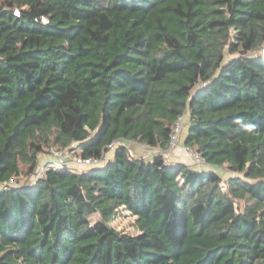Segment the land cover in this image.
Instances as JSON below:
<instances>
[{
    "label": "trees",
    "instance_id": "obj_1",
    "mask_svg": "<svg viewBox=\"0 0 264 264\" xmlns=\"http://www.w3.org/2000/svg\"><path fill=\"white\" fill-rule=\"evenodd\" d=\"M262 47L264 0H0V264H264Z\"/></svg>",
    "mask_w": 264,
    "mask_h": 264
},
{
    "label": "built area",
    "instance_id": "obj_2",
    "mask_svg": "<svg viewBox=\"0 0 264 264\" xmlns=\"http://www.w3.org/2000/svg\"><path fill=\"white\" fill-rule=\"evenodd\" d=\"M14 14L19 15L20 10L19 8L14 9ZM40 19L43 22L48 21V18L44 15L40 17ZM261 53L264 56V47L261 48ZM186 113L182 114L179 119L177 120L174 130L171 134L169 143L171 148H179L185 150V152L189 155V157L193 160L195 164L204 163V160L201 156H199L196 152H194L192 149L188 148L187 146L183 145L181 146L182 137L184 134V130L186 127ZM74 145V144H73ZM106 160V155L103 157H92V156H84L81 153H77L75 155L72 154V152L67 150H60V151H54L53 156L51 158H48L35 170L34 173L28 178V183H35L36 180L42 177L43 174L46 172V162H49L52 166L59 167V166H73L76 170H83L87 167H93L97 164L102 165ZM15 179H9L7 182L0 183V188L7 189L10 185L16 184ZM223 183V182H222ZM224 188V184H222Z\"/></svg>",
    "mask_w": 264,
    "mask_h": 264
},
{
    "label": "rangeland",
    "instance_id": "obj_3",
    "mask_svg": "<svg viewBox=\"0 0 264 264\" xmlns=\"http://www.w3.org/2000/svg\"><path fill=\"white\" fill-rule=\"evenodd\" d=\"M227 57H229V54L227 55ZM187 113H186V124L188 122ZM186 130H187V125H186L184 131H186ZM118 143H119V141L113 143L114 145L108 150V152L106 154V156H108V159L105 160L106 163H109L110 161H112L113 155L115 152L114 150L119 145ZM128 143L130 144V149H131L132 153L135 155H138V156L141 155V154H138L140 152H143L145 154L144 156H148V155H150L151 151L153 153L159 151L157 148H152L149 145L146 146L144 144H140V143L132 142V141L131 142L129 141ZM182 144L184 145L183 141H181V146H182ZM147 150H150V151H147ZM52 151H55V147H47L46 152H45L46 154H43V157H41V161H44L48 158H51L52 154H50L49 152H52ZM163 153L166 154L167 157L170 159H173V160L177 159L178 160V159L184 158V159L189 160L190 163L195 164L193 162V160L189 157V155L183 149L181 150L179 148H171L169 146V148L167 150L163 151ZM184 155H185V157H184ZM202 164H204V163L195 164V165L201 166ZM215 169L217 172H219L221 174V177H223V181H222L223 183L222 184H224V188H226L227 182L231 178V176L236 175V174L242 175V173L233 172L232 170H230L228 168L227 165H224V166H221L218 168L215 167ZM27 178L24 175L20 178V180H21V182H24L26 179V182H27L29 180ZM100 216L101 215H99V213L96 212V214L92 215V222L93 223L96 222V220H98L100 218ZM135 221H136V216L133 215L132 213H130L129 211L123 209V211L116 214L114 219L111 221V224L113 225V227H116L118 230H120L122 232L132 234V233H137V227L135 225Z\"/></svg>",
    "mask_w": 264,
    "mask_h": 264
},
{
    "label": "crops",
    "instance_id": "obj_4",
    "mask_svg": "<svg viewBox=\"0 0 264 264\" xmlns=\"http://www.w3.org/2000/svg\"><path fill=\"white\" fill-rule=\"evenodd\" d=\"M187 116H188V113H187ZM187 118H188V117H187ZM185 132H186V131H185ZM185 132H184V134H185ZM183 136H184V135H183ZM182 139H183V138H182ZM147 151H150V150H147ZM138 152H139V151H138ZM152 153H153V152L151 151L150 155H152ZM138 154H141V155H139V156H142V155L144 156V155H145L143 152H140V153H138ZM150 155H148V156H144V157L147 158V157H149ZM107 157H108V156H107ZM184 157H185V155H184ZM175 160H177V159H175ZM177 161H181V162L184 161V162L190 163L189 160L184 159V158H183V159H178ZM190 164H193V163H190ZM202 166H203V165L198 166V167L201 168Z\"/></svg>",
    "mask_w": 264,
    "mask_h": 264
}]
</instances>
